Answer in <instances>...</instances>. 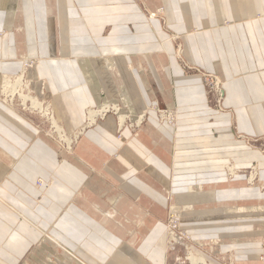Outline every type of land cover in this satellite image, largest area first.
<instances>
[{"label": "crops", "instance_id": "obj_1", "mask_svg": "<svg viewBox=\"0 0 264 264\" xmlns=\"http://www.w3.org/2000/svg\"><path fill=\"white\" fill-rule=\"evenodd\" d=\"M21 70L71 132L112 100L136 116L178 109L179 121L174 132L152 109L119 136L110 114L70 156L0 99V264H166L170 202L208 261L264 264L257 184L211 181L247 198L222 209L204 192L218 157L223 169L229 156L259 160L264 185V154L247 144L264 138V0H0V74ZM207 73L226 111L211 106Z\"/></svg>", "mask_w": 264, "mask_h": 264}, {"label": "rangeland", "instance_id": "obj_2", "mask_svg": "<svg viewBox=\"0 0 264 264\" xmlns=\"http://www.w3.org/2000/svg\"><path fill=\"white\" fill-rule=\"evenodd\" d=\"M162 10H163V8H161V11L159 14L157 12V15L158 16L160 15V17L164 18L165 13H164V11L162 12ZM155 12L156 11H154L152 13H155ZM148 15L150 17H152L150 12H148ZM177 54L179 55V57L182 58V48L178 47ZM28 61H32V65L29 67L26 66V63ZM38 62H40L39 59L30 58V59L26 60L24 62V64L22 65L23 70H25L26 68L28 70L29 68L36 66ZM23 70H21L19 73H15V74H9V75L0 74V99L5 104L11 106V108H14V110L17 111L18 113L27 115L32 120V122H34V124H36L38 129L41 132H43L47 137L52 139L60 147V149L63 152H65L66 154H68L70 156H74L77 145H78V143L82 137L81 136L77 140V142L75 143L74 142V136L80 132H77V130L71 132L70 129H67L63 125V123L55 115L51 100L49 98H46L43 95H39L34 90V88L32 87V83H31L32 81L30 79H28V77L26 76L27 70H26L25 74H23ZM6 76L11 77L10 78L11 83H15V79L13 77L24 76V78H25L26 83L24 82V84H21L19 87L17 85L16 91H15L16 92L15 97H13L11 95V93L13 92L12 91L13 90L12 84L6 86L7 88H6V90H4L5 87L3 85H5V84H3V82H4L3 78ZM204 76H205L204 83H205V85L209 91L211 106L217 112L218 111L219 112L226 111L227 109L223 106V101H222L223 98H221V102H220V95L218 92L220 87L223 88L222 79L218 75H214L212 73H207ZM27 83H29L28 87H26ZM22 95H27L28 98L30 97L29 99H26L27 102H24V98ZM11 96H12L13 100H10ZM31 99H33V102H35L36 104H34V103L32 104ZM112 101L114 103L118 104L114 100H112ZM108 102H110V101H108ZM106 103L99 105V106H96V107H93V108L90 107V109L89 108L86 109L88 111L87 115H86L87 122L84 121L82 125H84L85 123L87 124L90 121L89 119L92 115H93L92 119L95 118L92 122H95V123L91 127L95 126L100 120L105 119V117H107L108 115H110V114L115 115V111L112 110L104 118L98 117L99 116L98 110L102 109V107L105 106ZM25 104H26V106H24ZM116 106L117 105H115L114 108H116ZM124 109L120 108V110L123 111V113H126L124 111ZM152 109H154L156 111L160 125L170 126L174 132L177 131L178 121H179L178 109L162 108L159 106H157L156 108L149 107L145 116L142 113L140 115H137V116H140V118H138V122L143 121L144 118L146 120V116L148 114V111H150ZM91 110L94 111L95 113L90 114ZM96 112H97V114H96ZM54 115L56 117V121L58 124L53 122V121H55L52 119ZM115 116L117 117V120H118L119 136H121V130L124 126L129 127L135 133V132L139 131L145 123V120H144L143 124L140 125V127L136 126V124H134L132 122V119L129 117V118H127V122L124 125H122V127H121L120 126L121 117L119 116V114H118L119 117L117 115H115ZM134 116H136V115H134ZM96 118H97V120H96ZM125 120H126V118L124 119V122H125ZM92 122H90V123H92ZM85 129H86V127H85ZM59 133L67 134L68 138L61 137ZM83 133H84V131H83ZM69 141H71L70 144H69ZM249 141H250V143H247V144L249 147H251V149L253 148V149L257 150L259 153L264 154V138H261V137L251 138ZM225 159H228V160L225 164L224 169L221 168V166H223L222 158L218 157V159L216 160L217 163H220L217 166L218 168H216L212 171V173H214V174H212V173L209 174V178H208V180L210 182L209 187L208 188L205 187V190H204L206 196H207V194L209 195L206 198V201L208 203L207 204L208 209H219V208L222 209V207L224 205H227V204H228V206H234V205L238 206L241 202L247 201V198H244V197L240 196L239 194H237V192L232 187H230L228 185V183L217 184V182L219 183L222 181H224V182L230 181L231 183H233L236 179L241 178V180H245L248 182V184H247L248 186H252L254 184H257V188L261 192L260 195H262L264 197V185H262V183H260V180L262 178V174H261L262 171H260V167H263V166H260L261 163L259 160H257L256 162H252L248 166L241 163V164H238L239 166L237 167L234 165L233 162H230L233 159L232 156H229ZM228 161H229V163H228ZM39 181L40 180H38L37 184L39 183ZM211 181H217V182L212 184L213 182H211ZM236 188H238V186H236ZM212 191L222 192L223 194L221 196H219L222 198H220L219 201H216L215 199H213L214 197H211V195H210V194H212L211 193ZM198 205H200V204H198ZM180 206L182 207V205H178V204L174 205L172 202H170L167 215L164 217V219L160 220V231H161V233L159 234L158 237L160 238V244L162 246H164V249H165L166 264H176V258L179 260L181 259L184 262V264H193L189 258V256H191L190 255L191 253H193L198 258H204V260L207 262V264H216L214 262L212 263L211 261H208L207 256L194 247L195 243L192 240L191 235L186 232V229L184 226H181L182 216H183L182 213L184 212V211H182L183 209L181 210L180 214H178V215L173 214L174 208H176V207L178 208ZM257 206H258V209H262V208L264 209V199L263 198H258ZM224 223H229V221H226ZM148 229H149V227H148ZM172 232H174L175 236L179 239L178 241H173V239H172L173 233ZM148 233H150L149 230H148L147 234ZM225 262H228V264H230L231 263L230 258L227 259Z\"/></svg>", "mask_w": 264, "mask_h": 264}, {"label": "bare ground", "instance_id": "obj_3", "mask_svg": "<svg viewBox=\"0 0 264 264\" xmlns=\"http://www.w3.org/2000/svg\"><path fill=\"white\" fill-rule=\"evenodd\" d=\"M155 14L156 13H153V15L155 16ZM157 15V14H156ZM152 16V15H151ZM29 63H32V61H28L27 63H26V66H28L29 67ZM2 78V77H1ZM11 77H4L3 79V84H5V85H3L4 87H5V89L4 90H6V86H8V85H10V84H12V88H13V92L11 93V95L13 96V97H15V94H16V88H17V85H18V87L21 85V84H24V82H25V78H24V76H19V77H13L14 79H15V83H11V79H10ZM14 81V80H13ZM26 83V82H25ZM29 86V83H27V85H26V87H28ZM12 96H11V99L10 100H13V98H12ZM23 96V98H24V102H27V100L26 99H29L28 98V96L27 95H22ZM32 100V104L34 103V104H36L35 102H33V99H31ZM35 101V100H34ZM115 105H117L116 106V108H114L115 107ZM24 106H26V104L24 105ZM40 107V106H39ZM120 108H122V107H120L118 104H116V103H114L113 101H110V102H107L106 104H105V106H103L102 107V109H100V110H98L99 111V115H101V113H103L104 111H112V110H114L115 111V115H117L118 116V114H119V116L121 117V122H120V126L122 127V125H124L126 122H127V118H131L132 119V122L134 123V124H136V126H140L141 125V123L143 122V121H141V122H138V118H140V116H134V115H132L129 111H127L126 109H124V111L126 112V113H123V111H121L120 110ZM118 111V112H117ZM92 113H95L94 111H90V114H92ZM96 114H97V112H96ZM118 116V117H119ZM127 116V117H126ZM144 116H145V114H144ZM99 117V116H98ZM93 118V115L90 117V121L88 122L90 125H92V124H94L95 122H92L94 119H92ZM126 118V120H125V122H124V119ZM53 120H55V121H53L54 123H57V121H56V118H55V116H53V118H52ZM92 119V120H91ZM90 122H92V123H90ZM58 124V123H57ZM58 127V126H57ZM71 143V141H69V144ZM256 176V175H255ZM181 208L180 207H176V208H174V211H173V214H180L181 213ZM173 234H172V239H173V241H178L179 239L175 236V234H174V232H172ZM189 258H190V260H191V262L193 263V264H207V262L204 260V259H202V258H198V257H196L194 254L193 255H191V256H189Z\"/></svg>", "mask_w": 264, "mask_h": 264}, {"label": "built area", "instance_id": "obj_4", "mask_svg": "<svg viewBox=\"0 0 264 264\" xmlns=\"http://www.w3.org/2000/svg\"><path fill=\"white\" fill-rule=\"evenodd\" d=\"M160 11H161V9L158 11V14L160 13ZM156 14H157V12H156ZM154 16V15H153ZM157 16V15H156ZM2 34V33H1ZM30 65L29 66H31L32 65V63H29ZM221 90H222V88L220 87V89L218 90V92H219V95H220V102H221V98H223V92L221 93ZM222 96V97H221ZM109 112H111V111H104L103 113H101V115H99V117H101V118H104ZM98 118V117H97ZM144 120H145V118H144ZM144 120H143V122H144ZM143 122L141 123V125L143 124ZM85 125V124H84ZM83 125V126H84ZM93 125V124H92ZM92 125H90V126H88L87 125V127L86 128H89V127H91ZM140 127V126H139ZM82 128V127H81ZM61 130V129H60ZM80 131V130H79ZM84 131V130H83ZM60 134V136L61 137H63V138H68V135L67 134H61V133H59ZM84 133L83 132H80V133H78V134H76L75 136H74V142L76 143L77 142V140L83 135ZM70 138V137H69ZM71 147V146H70ZM43 180H40L39 181V183H38V186L40 187L42 184H43Z\"/></svg>", "mask_w": 264, "mask_h": 264}]
</instances>
